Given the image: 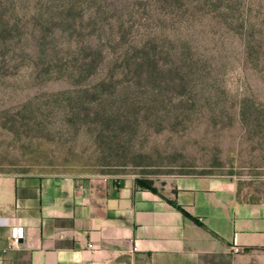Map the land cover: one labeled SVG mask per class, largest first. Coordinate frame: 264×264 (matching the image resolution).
<instances>
[{
  "label": "rangeland",
  "instance_id": "1",
  "mask_svg": "<svg viewBox=\"0 0 264 264\" xmlns=\"http://www.w3.org/2000/svg\"><path fill=\"white\" fill-rule=\"evenodd\" d=\"M0 173L264 204V0H0Z\"/></svg>",
  "mask_w": 264,
  "mask_h": 264
},
{
  "label": "crops",
  "instance_id": "2",
  "mask_svg": "<svg viewBox=\"0 0 264 264\" xmlns=\"http://www.w3.org/2000/svg\"><path fill=\"white\" fill-rule=\"evenodd\" d=\"M0 264H264V204L227 175L0 173Z\"/></svg>",
  "mask_w": 264,
  "mask_h": 264
},
{
  "label": "built area",
  "instance_id": "3",
  "mask_svg": "<svg viewBox=\"0 0 264 264\" xmlns=\"http://www.w3.org/2000/svg\"><path fill=\"white\" fill-rule=\"evenodd\" d=\"M21 238H22V234L20 231V227H18V226L12 227V236H11L12 244H14V245L18 244L20 242ZM235 251L239 252V248H236Z\"/></svg>",
  "mask_w": 264,
  "mask_h": 264
},
{
  "label": "trees",
  "instance_id": "4",
  "mask_svg": "<svg viewBox=\"0 0 264 264\" xmlns=\"http://www.w3.org/2000/svg\"><path fill=\"white\" fill-rule=\"evenodd\" d=\"M201 175H206V174H201ZM207 175H210V174H207ZM136 182L139 183V184H142L143 183V178L137 179Z\"/></svg>",
  "mask_w": 264,
  "mask_h": 264
}]
</instances>
